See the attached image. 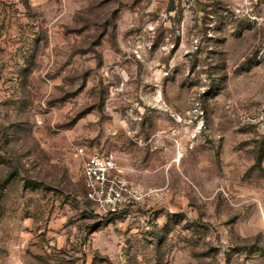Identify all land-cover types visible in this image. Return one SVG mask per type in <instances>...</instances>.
<instances>
[{"label":"rangeland","instance_id":"374dc122","mask_svg":"<svg viewBox=\"0 0 264 264\" xmlns=\"http://www.w3.org/2000/svg\"><path fill=\"white\" fill-rule=\"evenodd\" d=\"M0 264H264V0H0Z\"/></svg>","mask_w":264,"mask_h":264},{"label":"built area","instance_id":"2783aa9c","mask_svg":"<svg viewBox=\"0 0 264 264\" xmlns=\"http://www.w3.org/2000/svg\"><path fill=\"white\" fill-rule=\"evenodd\" d=\"M73 148L76 156H84L83 199L99 217L120 214L150 196L143 186L123 176L113 153H88L84 147Z\"/></svg>","mask_w":264,"mask_h":264},{"label":"crops","instance_id":"0c3cea01","mask_svg":"<svg viewBox=\"0 0 264 264\" xmlns=\"http://www.w3.org/2000/svg\"><path fill=\"white\" fill-rule=\"evenodd\" d=\"M82 176H83V174H82Z\"/></svg>","mask_w":264,"mask_h":264}]
</instances>
